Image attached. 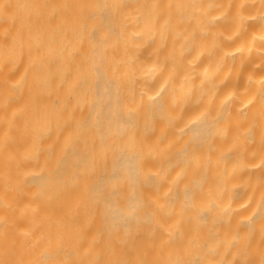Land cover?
<instances>
[{"label":"bare ground","instance_id":"6f19581e","mask_svg":"<svg viewBox=\"0 0 264 264\" xmlns=\"http://www.w3.org/2000/svg\"><path fill=\"white\" fill-rule=\"evenodd\" d=\"M0 264H264V0H0Z\"/></svg>","mask_w":264,"mask_h":264}]
</instances>
